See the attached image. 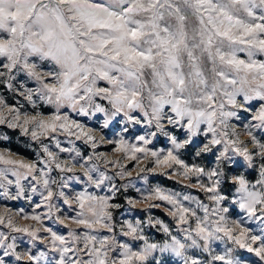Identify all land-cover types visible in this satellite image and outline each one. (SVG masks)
Masks as SVG:
<instances>
[{
  "label": "snow or ice",
  "instance_id": "6c2138e0",
  "mask_svg": "<svg viewBox=\"0 0 264 264\" xmlns=\"http://www.w3.org/2000/svg\"><path fill=\"white\" fill-rule=\"evenodd\" d=\"M0 145V264H264V0H0Z\"/></svg>",
  "mask_w": 264,
  "mask_h": 264
},
{
  "label": "rangeland",
  "instance_id": "374dc122",
  "mask_svg": "<svg viewBox=\"0 0 264 264\" xmlns=\"http://www.w3.org/2000/svg\"><path fill=\"white\" fill-rule=\"evenodd\" d=\"M120 127L121 125H116L115 127L113 128H110V129H105V130H102L103 134L106 136V138H110V139H117L120 135ZM99 134L98 133V137H99ZM131 138V137H129ZM79 143V142H78ZM5 145H0V147H4ZM8 147H10L13 151H16L18 152L20 155H23V156H27L29 158H32L33 154L32 152L27 149L24 145V143L22 142V140H18L15 136V134H13V139L10 143L7 144ZM162 145H157V149H159ZM80 147L85 151L87 152L88 149L85 145L83 144H80ZM112 145H104V147H102V151H109L111 149ZM115 158V157H113ZM187 159V157H186ZM203 163L207 166L209 165L210 161L209 159H205L203 161ZM162 179H165L164 177H156L154 179V183H160L162 185H164L165 187H169V188H175L176 190H181V187L180 185H177V184H174V182H169V183H166L165 181H163ZM171 181V180H170ZM193 192H195V190H192ZM133 195H135V193L133 192L132 193ZM201 196L203 195L202 193H199ZM5 204H7L9 207L13 208L14 210L15 209H18L20 207H24L25 210H30L29 209V206L24 203V202H3ZM139 207H143L142 205L139 206ZM154 211V214L158 217H160L161 219H163L165 222H168V223H171V219L170 217H168L163 211L161 210H153ZM140 215H143V213H141ZM20 223H30V222H25V221H20ZM75 227V226H73ZM151 235L153 236L154 239H162V234L160 233H155V231L153 230L151 232ZM165 260H166V264H175V262L170 258V257H165Z\"/></svg>",
  "mask_w": 264,
  "mask_h": 264
},
{
  "label": "trees",
  "instance_id": "16d2710c",
  "mask_svg": "<svg viewBox=\"0 0 264 264\" xmlns=\"http://www.w3.org/2000/svg\"><path fill=\"white\" fill-rule=\"evenodd\" d=\"M162 180L165 181L166 183L172 182V181L167 180V179H162Z\"/></svg>",
  "mask_w": 264,
  "mask_h": 264
}]
</instances>
